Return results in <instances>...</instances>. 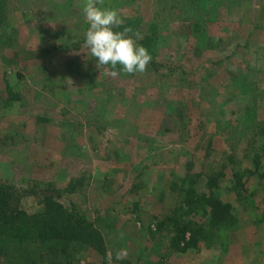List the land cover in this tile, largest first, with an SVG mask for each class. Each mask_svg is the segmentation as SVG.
Instances as JSON below:
<instances>
[{"label": "rangeland", "instance_id": "rangeland-1", "mask_svg": "<svg viewBox=\"0 0 264 264\" xmlns=\"http://www.w3.org/2000/svg\"><path fill=\"white\" fill-rule=\"evenodd\" d=\"M82 6L0 0V185L29 213L40 192L61 190L106 255L82 240H8L0 264H264V181L235 186L264 151V0H105L123 20L115 30L139 32L152 57L145 72L115 76L84 44ZM189 176L199 190L220 176L233 211L183 252L159 223Z\"/></svg>", "mask_w": 264, "mask_h": 264}, {"label": "trees", "instance_id": "trees-1", "mask_svg": "<svg viewBox=\"0 0 264 264\" xmlns=\"http://www.w3.org/2000/svg\"><path fill=\"white\" fill-rule=\"evenodd\" d=\"M150 41H157V37L149 36ZM150 42V44H152ZM148 47V43H144ZM182 67L174 69L181 72ZM185 69V68H184ZM183 69L179 76L180 82H186L189 73ZM173 108H177L171 102ZM190 106L184 102L182 108L176 114L177 121L184 124L187 129L190 121ZM180 124V123H179ZM186 124V125H185ZM188 134V133H187ZM264 149V148H263ZM246 176V179H244ZM235 186L240 190L246 189L247 180L254 177L264 181V151H256L253 159V168L247 169L244 173L235 175ZM220 176L209 178L203 190L197 189L198 177L189 176L184 180L186 187L182 188L180 204L173 210V215L166 219L162 218L159 227L170 221L169 233L172 245L180 251H186L193 245V239L199 233H204L208 226L217 228L228 224L230 213L233 211L231 202L223 201L220 194ZM40 209L34 213L7 203V193L0 185V256L4 254V245L8 240L18 242H36L43 245H50L52 242L66 240H82L85 243H94L102 255H106L105 244L101 232L94 226V222L86 220L79 213L67 207L62 201L61 190L43 191L39 193ZM203 216L207 224H203L199 217ZM168 226V225H167ZM187 233L193 235L192 239H186ZM185 243V246H181ZM83 245H79L82 249ZM100 264H106V260Z\"/></svg>", "mask_w": 264, "mask_h": 264}, {"label": "clouds", "instance_id": "clouds-1", "mask_svg": "<svg viewBox=\"0 0 264 264\" xmlns=\"http://www.w3.org/2000/svg\"><path fill=\"white\" fill-rule=\"evenodd\" d=\"M82 13L88 25L84 44L97 66L104 67V74L115 76L120 71L133 74L147 70L152 59L149 50L137 43L141 38L139 32L129 35L131 28L115 30L123 24L116 8L105 6V0H83ZM124 255L126 253L117 251L116 259ZM109 264H112L111 258Z\"/></svg>", "mask_w": 264, "mask_h": 264}]
</instances>
